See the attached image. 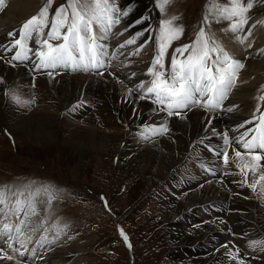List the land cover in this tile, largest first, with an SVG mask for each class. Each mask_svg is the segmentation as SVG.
<instances>
[{"label": "bare ground", "instance_id": "6f19581e", "mask_svg": "<svg viewBox=\"0 0 264 264\" xmlns=\"http://www.w3.org/2000/svg\"><path fill=\"white\" fill-rule=\"evenodd\" d=\"M38 1L10 0L8 5L0 10V45H7L13 40V37L7 35L9 32L16 31L18 38L19 29L29 19L25 17H28L36 8ZM141 1L118 0L120 5L123 2L121 7L127 8L129 5L132 7L129 15L120 23L123 31L121 34L126 35V38L130 39L135 32L147 27L152 21L135 24L137 19L143 17ZM263 1L257 2L261 10H264ZM250 26L248 22L243 31ZM125 29L128 30L125 31ZM222 32L224 33L221 36L215 35V38L221 39V44L228 39L232 42L236 39L231 37V32ZM46 33L47 29L45 35ZM147 35L146 33L145 37L140 38L136 44L127 45L125 50L120 49L119 45L126 39L117 42L113 41V36H110L107 42L109 52L110 54L113 51L117 52V57L111 60V66L108 69L101 70L103 75L94 72L58 70L49 77L46 74L47 70L37 71L32 64L9 63L11 52L7 53L0 59V128L9 132L15 140H36L41 147L46 148L56 137L58 140L60 138L59 143L68 148L91 151L92 144H95L94 136L103 126H107L100 146L96 149L111 151L112 157L121 159L128 170L142 175L146 184L155 187L159 213L166 221L171 222V225L167 227V239L175 248L167 254L165 264L179 262L182 264H238L240 260L244 264H264V251L261 248L257 250L258 252H250L253 254L252 261H248L249 252L243 250H239L237 259H232L228 253H234L237 248H233L234 246L231 248L227 241L233 232H235L233 237H241L242 240L245 238L244 235L264 236V195L260 194L259 186L254 192L242 183L244 177L231 160L225 167L222 159L208 150L209 146L215 147L222 144L220 137L211 129L215 128L219 132L226 128H235L248 117H252L258 106L260 112L256 115L264 113V106L259 104L258 99L264 92L262 95L255 92L264 83V77H255L246 86L236 87V82L239 80L238 85H240L243 75L245 76V66L242 73H238L235 86L224 102V108L235 106L233 112L223 110L206 112L201 107H193L183 113V119L177 116L168 118L169 131L160 138L138 143V138L143 142V138L139 135L140 126L158 122L165 115L164 113L152 114L150 109L153 105L149 101L134 100V97H129L127 94V90L134 88L140 81L147 82L148 76L142 73H145L149 67L155 44L150 42L141 51L142 53L146 51L149 58L141 60L139 56L129 55ZM175 44L176 41L173 45ZM30 46L36 47L34 41ZM241 48H243L241 45H236L232 49L237 60H241L243 53ZM168 53L165 60L166 66L172 51L168 50ZM0 55L4 54L0 52ZM249 58L251 60L248 61L249 64L257 67L264 66V58L261 63L253 59L252 53ZM132 72L138 75L129 79L128 74ZM247 78L249 80L251 77L247 76ZM10 90H15L23 100L34 101L33 103L39 106L40 113H36L37 110H31L25 114L28 103H15L10 95H6ZM54 103L57 104L56 110H54ZM83 104H86V107H83ZM74 105L79 106L74 109ZM61 112L66 113L64 121H60L57 117ZM80 117L83 121L78 122ZM78 123L80 125H77ZM86 127L87 129L84 130ZM243 130L240 129V132ZM238 134L230 133V135ZM136 135L138 138L135 137ZM228 154L230 158L234 156L232 148H229ZM261 163L264 164V161ZM204 169H209L210 173L204 174ZM252 179L249 174L248 181L252 182ZM212 206L219 207L220 210ZM39 215L47 217L44 213ZM43 217L36 222H34L35 217L31 218L33 227L40 225L39 222H42L44 227L42 229L37 227L35 231H32L36 233L31 238L34 244L28 247L30 243H27L28 251L25 255L21 257L17 251L3 250L17 261L0 258V264H17V262L19 264H88V257L81 252H86L90 244L81 234L83 231L79 232L82 227L77 221L63 223L61 219L50 218L60 225V228L55 230V234L60 239L56 243H59V246L58 248L54 246V251L50 254L43 252L47 246L45 243H38L41 239L36 238V235L46 227L47 220ZM9 221L14 224L18 222L17 218L12 216ZM257 221H260V224H257ZM65 225L67 227H63ZM26 233L27 230L25 235ZM3 242L5 241L0 240V244ZM44 245L45 248H43ZM17 248H20L19 244ZM32 249H35L33 257H31ZM2 254L0 252V256Z\"/></svg>", "mask_w": 264, "mask_h": 264}, {"label": "snow or ice", "instance_id": "6c2138e0", "mask_svg": "<svg viewBox=\"0 0 264 264\" xmlns=\"http://www.w3.org/2000/svg\"><path fill=\"white\" fill-rule=\"evenodd\" d=\"M173 2L174 0H154L157 10L163 17L156 22L155 29L149 23L147 27L135 32L130 39L119 45V48L123 49L127 45L136 44L147 33L143 42L129 54L138 56L150 42L155 44L149 67L145 73H142L151 79L147 82L140 81L134 88L127 90L128 96L134 97V100L149 101L153 105L150 109L152 114H165L158 122L140 126L139 135L145 140L166 134L169 131L168 118L177 116L183 119V113L192 107H201L206 112L234 111L235 106L224 108V102L235 86L239 71L245 65L230 55L216 40L215 34L206 29H210L213 22L226 20L229 24L223 31L242 32L248 24L247 13L258 0H227L224 4L211 0V7L206 5L203 20L198 26V31L194 33V39L190 43L176 47L166 66L165 60L169 55V48L184 35L183 25L176 23L181 17L169 16L167 13L168 7ZM4 3L5 0H0V7ZM53 3L54 0H47L36 15L24 22L19 29L18 38L16 31L7 34L13 37V40L7 45H0V52L4 54L0 55V59L15 49L14 54L8 59L9 63L29 61L35 70H47L46 74L49 77H52L57 69L103 75L101 70H106L111 60L117 57L115 51L110 54L107 42L112 30L132 11L131 5L123 8L118 0H65V3L56 7L50 14ZM150 20L151 17L145 15L137 19L135 24H144L145 21ZM248 34H251L250 29ZM236 38L241 43L247 39L239 36ZM33 41L35 48L30 46ZM53 41L59 42L53 43ZM137 75L138 73L132 72L128 74V78ZM6 95H10L17 104L34 102L23 100L15 90H10ZM258 99L264 101V95ZM78 106L74 105V109ZM257 112H260L259 106L250 120L240 123L235 128H226L219 132L215 128L211 129L220 137L222 144L209 146L208 150L222 159L225 167L231 160L244 177L242 183L254 192L259 186L260 194L264 195V164L261 163L264 161V113L257 116ZM254 122V127L246 128V125ZM245 128V131L240 132V129ZM230 133L239 134L230 135ZM229 148L234 152L231 158L228 154ZM249 174L253 178L252 182L248 181ZM36 183L30 181L20 186L0 185V240H4L8 248H13V241L18 243L20 248L13 250L19 252L21 257L28 251L27 242H30V237L25 236V231H35L37 227L43 226L41 223L33 227L31 223V218L40 214L37 198L42 194L47 197L45 212L48 213L54 199L53 186L40 184L33 187ZM10 216L16 217L18 222L15 224L9 222ZM53 227L59 226L53 225ZM44 242H46L45 238L41 237L38 243ZM249 246L260 247L264 251V238L251 241ZM21 248L24 250L21 251ZM0 252L3 253L0 258L14 259L7 252L3 250ZM32 252L35 254V249H32ZM228 255L232 259H237L239 249ZM238 264L244 262L240 260Z\"/></svg>", "mask_w": 264, "mask_h": 264}, {"label": "rangeland", "instance_id": "374dc122", "mask_svg": "<svg viewBox=\"0 0 264 264\" xmlns=\"http://www.w3.org/2000/svg\"><path fill=\"white\" fill-rule=\"evenodd\" d=\"M9 1L5 0L4 7L8 5ZM216 2L224 4L227 0H216ZM46 3L47 0H39L36 3V8L25 18L28 19L36 15ZM63 3H65V0H54L51 12ZM122 3L119 5L122 6ZM140 5L143 16L148 15L151 17L152 21L150 20V23L155 29L157 26L156 22L163 17L157 10L154 0H142ZM206 5L211 7V0H174L168 7V15L180 16L181 19L176 21V23L182 24L184 27V35L180 40L176 41L177 45L190 43L194 39V33L198 31V26L203 20ZM262 6H264V1ZM260 8L255 3L254 7L247 13L248 22H250L251 26L245 29V31L247 30L246 33L245 31L231 32V37H247V39H244L243 44L237 38L234 39V42L227 38L228 40L225 43L228 44H222L225 50L233 57L232 49L234 46L241 45L243 47L241 48L243 50L242 57L239 60L246 66V71L240 85H238L239 80L236 82V87L239 86L238 88L246 86L255 77H264V66L257 67L248 63V61H251L249 58L251 53L253 59H257V62L261 63L264 58V51H261L264 50V23H261V21H264V10ZM209 18L211 19V14ZM228 24L229 21L226 20L218 23L213 22L210 29L206 30L221 36L224 33L222 32L223 29H226ZM120 25L118 24L112 30L113 41L119 42L126 39V35L121 34L123 31L121 29L122 25ZM252 27L254 28L252 29ZM249 29L251 33L253 32L250 34L251 37L248 34ZM117 30L118 32H116ZM153 35H155V32H153ZM216 40L220 42L221 39L216 38ZM176 44H172L169 50L173 51L177 47ZM138 56L141 57V60L149 58V54L147 55L146 51L141 52ZM234 58L237 59L236 57ZM242 69L239 73H242ZM247 76L251 78L248 80ZM262 85L255 90L260 95L264 92V83ZM55 103L54 110H56L57 105ZM259 104L264 106V101L260 100ZM3 106L4 104L1 108ZM84 106L86 107V104H83ZM38 109L39 106L37 104L28 103L24 112L27 114L31 110H37L36 113H40ZM91 111H93L92 108ZM55 114L57 115V111ZM57 117H59L60 121H64L66 113L61 112ZM82 117L78 119V122H81ZM77 125H80V123ZM106 127L103 126L97 135L94 136L95 144H92L93 150L91 151L68 148L64 144L59 143L61 140L56 137L53 138L46 148L45 146L41 147V144L36 140H28L29 142L21 139L15 140L9 132L0 128V185L20 186L30 181H35L37 183L33 187H37L40 184L53 186L55 192L50 213L45 212L47 197L42 194L37 198V206L40 211L43 210L41 213L46 214L47 217L37 215L35 216L36 220H34L36 222L37 219L40 220L42 217L47 220L44 232H39L36 235L37 239L45 238L46 242L44 243L47 247L45 248L44 245L43 248L45 249L43 252L46 254L52 253L54 246H57L56 248L59 246V243H56L60 239L55 234V230L59 229L60 225L50 219L56 218L61 219L63 223L77 221L82 227L79 232L83 231L81 234L88 240L87 243L90 244V248L86 252H81L82 255L88 257V264H165L167 254L175 248L171 246L167 239V227L171 225V222L166 221L159 213L160 208L157 203L158 197L155 187L146 184L142 175L128 170V167L121 162V159L112 157L111 151L96 149L100 146L102 136L106 133L104 130L107 129ZM161 136H154L151 139L155 140ZM151 139H143L142 142L138 138V143L148 142ZM120 145L122 147V144ZM199 169L202 171L200 167ZM204 170V174L205 172L210 173L209 169ZM249 192L253 191L249 190ZM215 208L220 210L219 207ZM10 217L8 218L9 220ZM257 224H260V221H257ZM53 225H58L59 227H53ZM43 227L44 225L41 229ZM35 234L32 231H27L25 236L30 237V242H27L30 243L28 247L34 244L31 238ZM234 234L235 232L227 239L230 247L234 246L233 248L249 252L248 261H252L253 254H250V252H258L257 250L260 247H250L249 243L251 241H259L264 236L247 237V235H244L245 238L242 240L241 237H233ZM244 239L246 240L244 241ZM33 256L34 254L32 253L31 257ZM14 260L16 259L14 258ZM178 264L182 263L179 262Z\"/></svg>", "mask_w": 264, "mask_h": 264}]
</instances>
